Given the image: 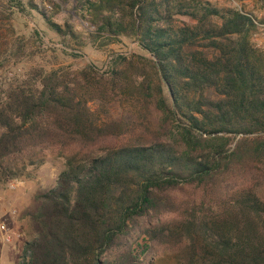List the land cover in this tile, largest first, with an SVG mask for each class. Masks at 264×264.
Returning <instances> with one entry per match:
<instances>
[{
  "label": "trees",
  "instance_id": "trees-1",
  "mask_svg": "<svg viewBox=\"0 0 264 264\" xmlns=\"http://www.w3.org/2000/svg\"><path fill=\"white\" fill-rule=\"evenodd\" d=\"M75 3L95 26L89 42L133 39L146 55L0 87V180L49 152L65 161L30 215L24 264H144L132 251L143 234L179 264H264L257 19L209 0ZM48 23L85 45L73 25Z\"/></svg>",
  "mask_w": 264,
  "mask_h": 264
},
{
  "label": "rangeland",
  "instance_id": "rangeland-1",
  "mask_svg": "<svg viewBox=\"0 0 264 264\" xmlns=\"http://www.w3.org/2000/svg\"><path fill=\"white\" fill-rule=\"evenodd\" d=\"M219 7H234L253 15L259 25H264V0H209ZM0 6V87L11 80L22 78L35 69L52 70L62 66L82 69L93 64L102 70L109 69L116 57L133 53L146 55L133 39H120L115 43L88 41L95 31L90 17L76 10L75 0H34L43 17L29 6L28 0H5ZM62 27L69 23L81 37L77 40L61 37L48 23ZM264 32L258 28L252 42L258 47ZM65 161L57 152H49L45 162L31 168L25 176L9 181L0 180V223L4 222L12 234V242L4 240L0 231V264L28 262L26 244L34 237L30 215L35 213L40 201L38 195L57 185ZM15 215H12L13 211ZM133 255L144 264H179L175 255L153 246L143 234L132 244Z\"/></svg>",
  "mask_w": 264,
  "mask_h": 264
},
{
  "label": "built area",
  "instance_id": "built-area-1",
  "mask_svg": "<svg viewBox=\"0 0 264 264\" xmlns=\"http://www.w3.org/2000/svg\"><path fill=\"white\" fill-rule=\"evenodd\" d=\"M258 28H260L264 32V25L258 24ZM258 48L261 50H264V39L263 40L259 39ZM15 214H16V211L14 210L12 212V215H15ZM0 231L4 234V240L6 242H9V243L12 242L13 237H12V234L9 231V227L6 225V223H4V222L0 223Z\"/></svg>",
  "mask_w": 264,
  "mask_h": 264
}]
</instances>
